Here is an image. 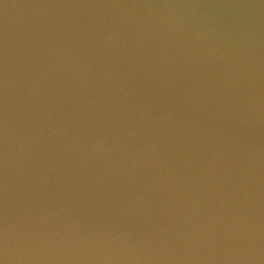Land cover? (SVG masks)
<instances>
[{"label":"water","instance_id":"obj_1","mask_svg":"<svg viewBox=\"0 0 264 264\" xmlns=\"http://www.w3.org/2000/svg\"><path fill=\"white\" fill-rule=\"evenodd\" d=\"M0 264H264V0H0Z\"/></svg>","mask_w":264,"mask_h":264}]
</instances>
